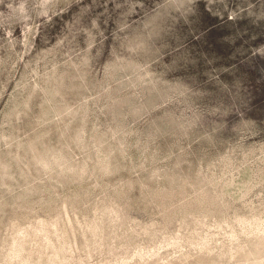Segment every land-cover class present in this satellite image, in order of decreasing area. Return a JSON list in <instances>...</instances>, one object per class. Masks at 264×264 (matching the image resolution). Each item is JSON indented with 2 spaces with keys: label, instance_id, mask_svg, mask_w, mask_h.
I'll return each instance as SVG.
<instances>
[{
  "label": "rangeland",
  "instance_id": "1",
  "mask_svg": "<svg viewBox=\"0 0 264 264\" xmlns=\"http://www.w3.org/2000/svg\"><path fill=\"white\" fill-rule=\"evenodd\" d=\"M42 224L50 264H264V0H0V264Z\"/></svg>",
  "mask_w": 264,
  "mask_h": 264
},
{
  "label": "bare ground",
  "instance_id": "2",
  "mask_svg": "<svg viewBox=\"0 0 264 264\" xmlns=\"http://www.w3.org/2000/svg\"><path fill=\"white\" fill-rule=\"evenodd\" d=\"M41 224V223H40ZM53 225V224H52ZM244 226V225H243ZM246 227H247V225H246ZM92 229V228H91ZM38 232V234L40 235V233L42 232V234H43V238H45L44 239V241L43 242H45L46 243V245H48V246H50L51 248H52V256L51 257H49L48 258V263L50 264V263H52L54 260H56L55 258H57V256H58V249H59V245H56V247L55 246H53V245H55V244H52L50 241V234H52L51 233V231L49 230V229H47V228H44V226H43V224L42 225H40V228L36 231V233ZM53 233H56L55 231L53 232ZM37 236V235H36ZM19 237V236H18ZM17 237V238H18ZM39 237V236H38ZM40 237H41V235H40ZM39 237V238H40ZM19 239V238H18ZM60 240H59V244H60ZM261 247V246H260ZM20 249H21V247H20V241H18V240H14V242H13V251H14V253H13V257H19V259H20V264H29V262H28V260L26 259V258H23L22 256L23 255H21L22 253L20 252ZM253 250V249H252ZM254 252H255V250H254ZM253 252V253H254ZM257 253V252H256ZM252 254V253H251ZM253 257H254V255H253ZM42 259V258H41ZM41 261V260H40ZM37 263V262H36ZM35 263V264H36Z\"/></svg>",
  "mask_w": 264,
  "mask_h": 264
}]
</instances>
